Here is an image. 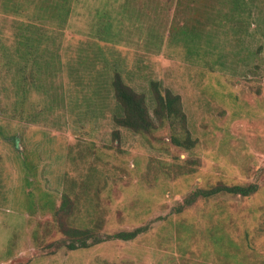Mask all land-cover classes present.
Instances as JSON below:
<instances>
[{"label":"rangeland","instance_id":"obj_1","mask_svg":"<svg viewBox=\"0 0 264 264\" xmlns=\"http://www.w3.org/2000/svg\"><path fill=\"white\" fill-rule=\"evenodd\" d=\"M116 72L179 94L195 148L116 127ZM220 182L260 190L174 212ZM65 196L70 227L149 231L60 248ZM0 264H264V0H0Z\"/></svg>","mask_w":264,"mask_h":264},{"label":"trees","instance_id":"obj_2","mask_svg":"<svg viewBox=\"0 0 264 264\" xmlns=\"http://www.w3.org/2000/svg\"><path fill=\"white\" fill-rule=\"evenodd\" d=\"M35 38L37 37L32 34L25 37L27 54L34 52ZM112 87L116 102L112 112V121L116 127L138 134H150L155 130L168 129L170 142L174 146L186 151L195 148L197 141L188 128L187 115L179 94L163 88L159 82H152V99L147 101L146 95L138 93L127 85L119 72H116L113 77ZM259 190V185L255 183L229 185L220 182L192 191L180 205L174 208V212L181 214L199 200L211 201L223 196L250 198ZM72 211V201L68 196L63 198L61 206L54 211L59 230L65 237L58 247L67 248L70 251L90 249L110 240L133 241L149 231L147 225L132 231H120L113 235L103 236L95 229L70 227L67 224V218Z\"/></svg>","mask_w":264,"mask_h":264}]
</instances>
